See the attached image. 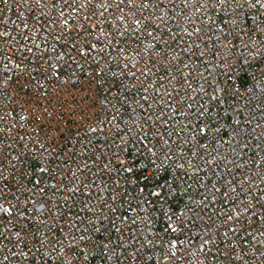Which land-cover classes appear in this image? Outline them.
I'll use <instances>...</instances> for the list:
<instances>
[{"label": "built area", "instance_id": "2783aa9c", "mask_svg": "<svg viewBox=\"0 0 264 264\" xmlns=\"http://www.w3.org/2000/svg\"><path fill=\"white\" fill-rule=\"evenodd\" d=\"M0 264H264V0H0Z\"/></svg>", "mask_w": 264, "mask_h": 264}]
</instances>
